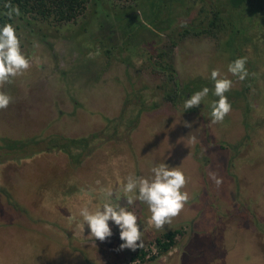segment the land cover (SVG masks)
<instances>
[{
  "label": "rangeland",
  "instance_id": "obj_1",
  "mask_svg": "<svg viewBox=\"0 0 264 264\" xmlns=\"http://www.w3.org/2000/svg\"><path fill=\"white\" fill-rule=\"evenodd\" d=\"M161 1L159 9L152 10L155 0H86L84 15L74 22H15L31 67L0 88L13 98L0 110V139L89 138L78 166L52 148L40 151L43 141L16 152L3 149L8 158L0 162V184L28 214L10 206L0 192V264H264V127L254 124L255 110L264 113V83L250 100L231 99V112L211 126L206 97L190 110L184 109V98L174 104L164 101L166 77L158 67L163 62L158 53L167 54L164 60L175 68L181 88L185 77L209 71L205 64L215 43L179 37L182 29L196 28L200 20L207 24L209 16L204 11L200 15L203 4ZM213 4L205 0L203 7L207 11ZM129 28L140 40L133 46L125 42ZM102 45L113 49L107 63ZM222 63L212 60V67L220 69ZM226 77L232 88H240L237 76L228 72ZM123 112L128 124L119 120ZM105 159L119 169L128 159L133 172L146 178L161 163L179 167L188 178L183 191L190 199L171 224L158 231L148 222L147 204H127L121 179H111L117 187L108 183L106 171L111 168L103 167ZM98 163L101 174L94 173ZM65 172L76 176L78 187L72 199L58 198L60 211L72 206L60 221L47 216L58 209H47L46 202L39 205L37 195L45 197L44 192L55 187L53 174ZM209 172L222 178L220 186ZM108 188L110 198L102 191ZM107 200L134 212L143 233L144 247L121 250L129 257L120 262L118 226L110 221L113 235L97 240L96 246L87 226L80 227L79 209L87 205L95 210ZM175 228L187 234L160 256L155 239ZM139 249L145 255L134 257Z\"/></svg>",
  "mask_w": 264,
  "mask_h": 264
},
{
  "label": "trees",
  "instance_id": "obj_2",
  "mask_svg": "<svg viewBox=\"0 0 264 264\" xmlns=\"http://www.w3.org/2000/svg\"><path fill=\"white\" fill-rule=\"evenodd\" d=\"M167 1V0H166ZM175 3H179L183 0H174ZM212 0H210L211 2ZM214 4L211 5L210 10L203 7L205 5V0H193L189 1L193 5L196 2L203 4V9L201 7L200 15L204 11L205 17L209 16L208 22L205 25L206 20H200L199 26L196 28H184L179 33L181 38H207L214 41V50L210 58H208L205 64V67L208 66L207 70L203 73H199L194 78L193 75L187 76L182 83V87L178 88L179 84L175 80L174 73L175 68L170 62H167L164 51L158 53V58L163 59L161 65H158L161 72L165 75V82L162 83V91H164L163 99L169 103L174 104L175 99L178 97L181 99H188L192 94L197 91L202 90L204 87L210 89L206 99L210 103L215 100H218L213 94L214 82L210 79L211 71L215 68L212 67V60L215 62L222 61V68H218L221 73V77H226L228 73V65L232 61L240 57H247L246 69L249 75L241 81V86L239 89L231 88V90L225 95L228 100L246 98L251 99L257 95L259 86L261 83H264V0H213ZM86 0H0V26L5 23H11L15 27V22L17 20H25L27 23L36 20H42L47 22L49 25L56 24H66L76 21L80 16L84 15ZM155 3H152V10L159 9L160 5L163 3L161 0H155ZM5 5L18 6L20 15L17 16L13 14L11 19L8 18L5 13L10 11V8L5 7ZM192 6V5H191ZM161 30L163 28H160ZM134 28H129L125 31V42L130 43L133 46L138 40L133 32ZM124 32V31H123ZM151 32V31H150ZM151 36H155L156 33L151 32ZM157 36V35H156ZM129 45V44H128ZM102 56L108 62L113 53L111 48H106V46H101ZM205 69V68H204ZM156 72V68L154 69ZM193 77V78H192ZM227 78V77H226ZM264 109V102H263ZM126 113H122L119 120L129 121V118L126 119ZM248 121V120H246ZM254 124L262 125L264 127V113L255 110L254 115ZM264 133V130H263ZM92 137V135L90 136ZM89 138V137H87ZM87 138H61L57 135L49 136L42 138L41 140H34L33 138L28 139L27 141H22L21 139H13L9 137H1L0 139V162L7 160L6 152L3 149L14 150V152L22 149V147H27L31 143H38L43 141L45 145L40 148V151H51V148L59 153H62L67 156L70 160L69 162L74 166H78L82 161V155L84 153V146H86ZM47 146V147H46ZM38 148V147H37ZM129 159V158H128ZM124 162V166L119 169L115 168L111 164V160H102L104 168L107 169L108 173V183H112L115 187L117 184L111 179H121L118 183H126L125 177L128 174L134 173L130 160ZM93 166V165H92ZM91 166V167H92ZM101 163L96 164L94 167L95 174H101L99 170ZM113 167V168H112ZM55 178V187L54 189H47L44 192L45 197H41L42 191L40 188L38 190V201L41 205L42 202H46V208L50 210L51 207L58 209L56 215L50 214L48 217L60 219L63 221L65 219V213L70 211L72 212V206L69 209L66 206L63 211H60V207L57 206L58 198L67 200L75 196L77 192L78 184L76 183L77 178L73 173H60L53 174ZM52 175V176H53ZM60 179V181H57ZM52 180H49L47 183H52ZM120 185V184H118ZM8 187L0 184V192L6 195L8 204L14 207L17 211L22 212L24 215L28 210L25 209L22 205L15 202L12 199L11 192L7 190ZM55 190V191H53ZM43 196V195H42ZM97 200H93L95 203ZM61 205H64L60 202ZM76 208V207H74ZM73 208V209H74ZM90 210H93L90 208ZM78 212L77 208L73 210ZM62 212V213H61ZM46 219V218H45ZM52 221V220H50ZM59 221V222H60ZM54 222H51L53 224ZM187 232L182 228H175L167 230V232L162 233L160 237L155 239V245L158 247L159 255L162 256L166 254L171 248L178 245V240L183 238ZM142 257L145 255L142 249H139L134 257ZM154 260V259H152Z\"/></svg>",
  "mask_w": 264,
  "mask_h": 264
},
{
  "label": "clouds",
  "instance_id": "obj_3",
  "mask_svg": "<svg viewBox=\"0 0 264 264\" xmlns=\"http://www.w3.org/2000/svg\"><path fill=\"white\" fill-rule=\"evenodd\" d=\"M5 7L10 8V11L5 13L9 19L13 17V14L17 16L21 14L18 6L5 5ZM92 56L93 54L89 53V58ZM246 63L247 57L237 58L229 63L228 72L243 81L249 75ZM30 67L31 60L22 51L21 40L13 24L5 23L0 26V88L12 83L16 77L22 76ZM210 79L214 82L213 94L218 97V100L211 103L209 126L222 123L231 112L232 106L225 93L229 92L233 86L232 80L221 77L219 69L211 71ZM209 91L208 87H204L192 94L184 101V109L199 107ZM12 100L11 95L0 91V110L7 109ZM151 172L150 178L130 173L125 177L123 193L128 205H133L136 201L147 204L151 213L148 222L160 231L166 224H171L173 218L177 217L188 203L189 194L183 191L188 178L179 167H172L166 163L153 167ZM209 177L216 186L222 183V178H219L215 172H209ZM102 191L107 198L113 195L111 188L102 189ZM78 214L82 217L80 227L85 230L87 226L90 230L88 238L94 246L97 240L104 242L113 235L109 225L111 221L119 228V238L122 241L119 250L135 251L137 248L144 247L138 217L126 207L107 200L102 207H97L95 210H90L85 205L79 209Z\"/></svg>",
  "mask_w": 264,
  "mask_h": 264
},
{
  "label": "crops",
  "instance_id": "obj_4",
  "mask_svg": "<svg viewBox=\"0 0 264 264\" xmlns=\"http://www.w3.org/2000/svg\"><path fill=\"white\" fill-rule=\"evenodd\" d=\"M113 238H114V237H112L111 239H113ZM110 241H111V240H110ZM110 245H111V247H112L113 250H118V249L115 248L111 243H110ZM120 251H121V250H120ZM125 252H126V250L124 251V254H123V251H121L120 257L117 258V261H118V262H120L124 256H125V257H127V256L129 257V253L126 254ZM107 256H108V255H107ZM108 257H109V256H108ZM108 257H107V258H108ZM128 257H127V258H128ZM123 259H124V258H123ZM124 260H125V259H124Z\"/></svg>",
  "mask_w": 264,
  "mask_h": 264
},
{
  "label": "built area",
  "instance_id": "obj_5",
  "mask_svg": "<svg viewBox=\"0 0 264 264\" xmlns=\"http://www.w3.org/2000/svg\"><path fill=\"white\" fill-rule=\"evenodd\" d=\"M155 245V244H154ZM156 246V245H155Z\"/></svg>",
  "mask_w": 264,
  "mask_h": 264
}]
</instances>
